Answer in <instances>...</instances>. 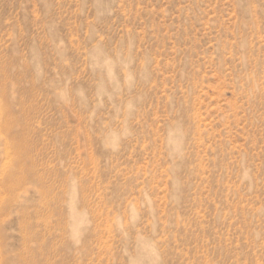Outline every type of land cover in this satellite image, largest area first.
Returning <instances> with one entry per match:
<instances>
[{"label":"rangeland","instance_id":"rangeland-1","mask_svg":"<svg viewBox=\"0 0 264 264\" xmlns=\"http://www.w3.org/2000/svg\"><path fill=\"white\" fill-rule=\"evenodd\" d=\"M0 264H264V0H0Z\"/></svg>","mask_w":264,"mask_h":264}]
</instances>
